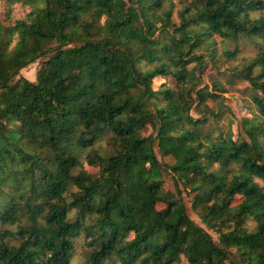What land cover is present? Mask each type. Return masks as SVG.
Masks as SVG:
<instances>
[{
    "label": "trees",
    "instance_id": "obj_1",
    "mask_svg": "<svg viewBox=\"0 0 264 264\" xmlns=\"http://www.w3.org/2000/svg\"><path fill=\"white\" fill-rule=\"evenodd\" d=\"M11 1L28 10L0 23V264H71L79 242L83 264H264V0ZM216 37L257 49L236 136L207 102L219 82L199 87Z\"/></svg>",
    "mask_w": 264,
    "mask_h": 264
},
{
    "label": "rangeland",
    "instance_id": "obj_2",
    "mask_svg": "<svg viewBox=\"0 0 264 264\" xmlns=\"http://www.w3.org/2000/svg\"><path fill=\"white\" fill-rule=\"evenodd\" d=\"M175 7H178L177 0H174ZM168 3V1H167ZM28 7L23 6L19 2H12L11 0H0V23L9 24L17 18H22L25 16ZM238 51H236L235 56L227 57L223 50L228 47H233V43L229 41H223L220 37L215 38L214 45V56L210 59L207 56L206 61L202 66V72L200 75L199 87L207 84L211 86L213 81L219 82L220 86L225 90L220 92L219 98L214 100L208 99L207 102L214 109L218 107H225L228 116L223 117L222 121L227 127L234 131V136L240 129V121L242 118L249 116V105H250V85L245 79H241L235 75L239 70H241L245 65L256 54V47L253 43L248 40H243L236 44ZM211 49V47H210ZM38 67L37 62L30 63L20 70V74L29 80H35V71ZM170 79L157 77L154 79V86L157 87L163 82H169ZM220 103V104H219ZM151 132V126L148 125L144 130L143 134H149ZM161 161L170 162V158L160 159ZM90 171H95L94 168H90ZM164 178V191L176 194L182 203H184L188 215L199 225L203 226L207 231H209L214 238L216 234L200 220L196 212L191 207L192 193L188 192L182 185H174L171 177L168 173H163ZM259 182L261 180L257 179ZM239 200H237L238 202ZM163 205H160L162 207ZM249 226L252 227L253 224L250 222ZM134 235L132 232L127 233L125 238L131 239ZM86 259L84 247L79 242L76 246L74 256L71 260V264H83ZM175 264H189L185 257L181 255L179 262ZM230 264V263H227Z\"/></svg>",
    "mask_w": 264,
    "mask_h": 264
}]
</instances>
